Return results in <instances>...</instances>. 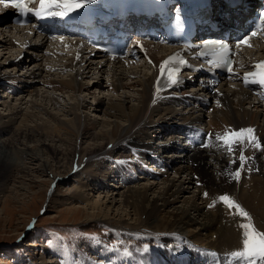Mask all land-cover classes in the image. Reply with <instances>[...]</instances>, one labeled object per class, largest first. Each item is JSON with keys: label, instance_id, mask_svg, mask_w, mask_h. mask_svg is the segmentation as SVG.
Masks as SVG:
<instances>
[{"label": "bare ground", "instance_id": "1", "mask_svg": "<svg viewBox=\"0 0 264 264\" xmlns=\"http://www.w3.org/2000/svg\"><path fill=\"white\" fill-rule=\"evenodd\" d=\"M7 22V16L0 22V179L17 168L29 173L48 172L55 184L60 178L66 180L75 172L81 173L76 177L78 181L75 179L76 185L68 188V196L73 193L71 199L85 202L90 211L115 210L113 216L103 214L95 218L90 214L89 219L113 218L143 233L161 234L159 245L150 252L152 255L158 252L161 257L150 260L149 253H144L146 250H140L143 253L139 256L133 250L120 254L103 251L107 264H202V260L227 264L226 254L241 247L238 224L242 218L227 208L206 205L213 193L223 189L239 198L235 201L251 215L256 227L264 231V157H259L261 164L255 165L260 172L244 173L241 183L232 190L223 187L224 180L216 175L223 172L220 168L224 164L220 152L214 149L220 141L212 142L214 155H187L177 162L167 160L166 171L148 170L147 166L162 156L159 147L153 148V137L163 130L161 123L178 118L177 113L186 117L197 114L191 107L152 104V86L158 69L152 71L146 64L128 68L116 63L98 66L94 59L82 62L69 50L53 49L44 38L40 43L34 41L31 48L23 47L15 44ZM18 45L24 50L18 49ZM263 52L264 47L255 54ZM236 82L238 76L230 81ZM6 83L12 85L13 91ZM201 86L196 83L180 94L190 95ZM220 89L221 102L209 114L208 125L223 119L219 129H228L251 122L258 125L264 136L263 103L249 91L230 88L227 83H222ZM222 134L216 133L215 137ZM175 135L166 133L156 142L173 146ZM17 144L23 148L19 150ZM120 150L126 155L122 152L118 160L110 157ZM18 152L23 156L33 155L28 159L38 161L37 164L42 162L44 167H27L17 160ZM130 153L132 157L127 158ZM45 154H49L51 161ZM107 158L112 159L110 167L105 166L94 174L89 172L94 160ZM189 161H194L196 166ZM51 162L55 169H45ZM73 165L77 171L72 172ZM223 167L237 171L239 160ZM64 174L66 178L62 177ZM95 189H102L103 195L93 201L85 192ZM173 239L180 243L183 240L188 247L180 244L171 250L166 243ZM180 247L186 251L180 252Z\"/></svg>", "mask_w": 264, "mask_h": 264}, {"label": "rangeland", "instance_id": "2", "mask_svg": "<svg viewBox=\"0 0 264 264\" xmlns=\"http://www.w3.org/2000/svg\"><path fill=\"white\" fill-rule=\"evenodd\" d=\"M0 93L2 94L1 90ZM91 101V99L88 100L89 103ZM177 115L179 118L186 117L178 113ZM151 125L149 124L150 127ZM29 144L34 145L31 142ZM22 146V144L20 146L17 144L16 148L19 147L20 150L23 148ZM114 152L112 153L113 157H115ZM18 153L15 154L17 160L23 161L29 168L43 164L42 162L37 164L36 160L30 161L28 158L33 155L23 156ZM46 155L44 157L51 161L49 154ZM130 155L128 156L132 157L131 153ZM38 157L40 158V155ZM101 161L94 160L90 164L92 166L89 171L91 174L99 169H104L105 166L110 167L107 164L110 162L106 159L102 164H99ZM50 164L51 166L45 167V169H55V165L52 162ZM74 171L77 170L73 165L72 172ZM79 174L75 172L66 180L60 178L55 184L52 174L48 172L41 174L34 170L29 173L27 170L17 168L7 177L4 176L0 179V264H88L87 255L94 257L93 261L99 262L98 264H107L108 260L101 256L104 248L117 254L125 253L127 250L137 253H141L140 250H146L150 259L160 256L158 252L154 255L150 253L152 248L155 250V246L151 245L159 243L160 233H143L129 223L122 224V222L115 221L116 219L112 220L113 218L106 220L101 217L93 221L89 219L92 218L90 214H93L95 218L103 214L106 217L113 216L115 210L114 208H112L113 210L105 209L108 214L103 211L100 213V210L90 211L85 206V202L77 203L75 199L73 201L71 199L73 193L69 196L67 194L68 188L76 185V180L78 181L77 178L80 177ZM65 176L64 174L62 177L66 178ZM101 190H86L85 193H88V196L94 201L102 197ZM67 197L68 199H66ZM29 225L32 226L29 227ZM112 230H117V232ZM82 239L91 242V244ZM166 244L170 249L171 247L176 248L180 244L183 248L188 247L183 244V240L180 243L173 239L167 241ZM117 254H113V256L117 257Z\"/></svg>", "mask_w": 264, "mask_h": 264}, {"label": "snow or ice", "instance_id": "3", "mask_svg": "<svg viewBox=\"0 0 264 264\" xmlns=\"http://www.w3.org/2000/svg\"><path fill=\"white\" fill-rule=\"evenodd\" d=\"M37 0H0L5 8L16 9L22 15L34 13L37 16H68L70 13L83 7L80 0H38V7H33ZM257 32H252L251 36H257ZM250 37L239 41V44L248 45ZM232 50L227 44H221L217 53L219 63L217 67H227L229 72H232L233 61L230 57ZM180 54H174L163 61L159 66L160 76L157 78V92L160 91L161 80H166L170 84L178 82V72L180 70L178 65L185 64ZM255 71L244 74V82L264 85V61L256 63ZM255 130L252 128H241L239 130H226L222 135H216L215 139L222 142L221 146L229 153L235 155L234 148L239 146V169L233 174L234 178L239 180L241 176L240 169H243L248 159L244 155L243 146L245 144L261 148L258 138L254 134ZM232 163H236L234 159ZM208 196V193H204ZM218 200L229 209L233 210L231 214L242 218V222L238 224L241 234V247L239 250H234L226 254L227 264H264V231L259 230L253 222L251 215L228 194H223L218 197ZM210 204L209 207H213ZM32 225H29L31 227ZM215 255V253H213Z\"/></svg>", "mask_w": 264, "mask_h": 264}]
</instances>
